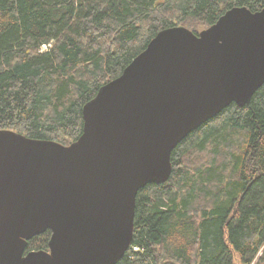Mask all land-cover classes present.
<instances>
[{
	"label": "trees",
	"instance_id": "1",
	"mask_svg": "<svg viewBox=\"0 0 264 264\" xmlns=\"http://www.w3.org/2000/svg\"><path fill=\"white\" fill-rule=\"evenodd\" d=\"M235 6L255 12L264 0H0V130L71 144L84 105L159 31L198 34ZM171 162L166 183L138 192L115 264H251L264 247V84L188 134Z\"/></svg>",
	"mask_w": 264,
	"mask_h": 264
},
{
	"label": "water",
	"instance_id": "2",
	"mask_svg": "<svg viewBox=\"0 0 264 264\" xmlns=\"http://www.w3.org/2000/svg\"><path fill=\"white\" fill-rule=\"evenodd\" d=\"M263 84L264 7L235 6L198 34L159 31L84 105L71 144L0 130V264L117 263L138 192L166 183L174 148ZM47 230L48 250L26 253Z\"/></svg>",
	"mask_w": 264,
	"mask_h": 264
},
{
	"label": "rangeland",
	"instance_id": "3",
	"mask_svg": "<svg viewBox=\"0 0 264 264\" xmlns=\"http://www.w3.org/2000/svg\"><path fill=\"white\" fill-rule=\"evenodd\" d=\"M193 28L200 29L201 28V24H197ZM48 48H49L48 45H46V46L44 45V46L41 47V50L44 51V50H46ZM236 257H238V256H236ZM251 264H264V247L260 250V252L257 254V256L255 257V259L253 260V262Z\"/></svg>",
	"mask_w": 264,
	"mask_h": 264
},
{
	"label": "built area",
	"instance_id": "4",
	"mask_svg": "<svg viewBox=\"0 0 264 264\" xmlns=\"http://www.w3.org/2000/svg\"><path fill=\"white\" fill-rule=\"evenodd\" d=\"M134 249H136V247H134Z\"/></svg>",
	"mask_w": 264,
	"mask_h": 264
},
{
	"label": "bare ground",
	"instance_id": "5",
	"mask_svg": "<svg viewBox=\"0 0 264 264\" xmlns=\"http://www.w3.org/2000/svg\"><path fill=\"white\" fill-rule=\"evenodd\" d=\"M232 243V242H231ZM232 259V258H231ZM227 261V260H226Z\"/></svg>",
	"mask_w": 264,
	"mask_h": 264
}]
</instances>
